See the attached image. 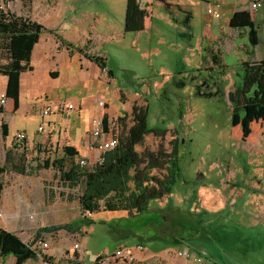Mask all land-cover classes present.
<instances>
[{"label":"rangeland","instance_id":"374dc122","mask_svg":"<svg viewBox=\"0 0 264 264\" xmlns=\"http://www.w3.org/2000/svg\"><path fill=\"white\" fill-rule=\"evenodd\" d=\"M125 1L13 0L11 3V13L39 20L47 30L42 33L33 58L34 71L21 76L19 109L15 111L12 106L0 112V167L6 169L0 174L3 183L0 192L8 197L11 211L21 207L28 210V205L40 213L50 211L35 228L81 220L78 196L82 184L79 189L64 183L60 173L52 167L53 162L64 157L63 147L71 140L66 138L62 142L55 138L42 156L38 149L30 152L26 143L19 147L12 142L7 148L2 141V136L6 137L2 125H9L10 137L16 131H25L31 140L54 131L53 124L56 131L61 128L62 134L65 128L68 132L74 128L82 135L81 143L86 146L95 118L107 115L109 119L118 120L129 115L134 104H149V126L168 129L166 146L174 137L179 140L181 176L173 192L162 200L153 201L146 212L131 216L125 212H101L89 218L81 229L87 260L90 262L103 253L112 254L122 247L134 250L144 263L154 264L162 259H158L156 253L174 249L167 252L171 261L164 260L165 264H183L176 258L178 247L165 249V241L182 234L187 226L193 236H199L197 229L206 231L204 240H195L190 247L207 263L264 264L263 243H257V239L251 238V231L237 228L233 221L234 214L240 210L250 211L264 204V193L254 189L259 182L253 175L255 167L250 162V166L245 164L251 155L241 141L242 128L232 125V91L234 84L242 82L238 53H225L226 67L220 71L193 69L182 61L183 54L159 46L165 52L166 71H161L164 73L157 77L159 71L150 67L144 57L147 53L143 42L141 46L133 45V34H128L120 43L119 37L109 44L101 43L113 18L114 34L121 30L117 20L125 14ZM111 5L115 6L109 10ZM257 28L264 47V17ZM89 33L97 36L93 37L96 49L90 46L92 41L87 42ZM115 48L122 51V55H114ZM91 57L107 59L110 68L98 66L93 72L82 64L83 58L92 62ZM50 70L58 72L59 77L53 78ZM100 101L105 103L104 107L98 105ZM60 103H73L76 111L69 114V120L61 114L47 117L44 132H38L43 107ZM159 143L153 136L146 139V146L152 150ZM74 163L77 165V159ZM20 167L26 170L24 175L18 173ZM229 177L233 179V186L244 189L218 215L216 192L221 190L217 187ZM201 216L205 221L199 225ZM28 227H31L30 222ZM33 232L35 230L28 229L29 234ZM71 233L75 232L59 231L54 247L67 244ZM23 240L28 243V234L23 235ZM139 247L143 249L140 251ZM27 264H41V261L34 258Z\"/></svg>","mask_w":264,"mask_h":264},{"label":"trees","instance_id":"16d2710c","mask_svg":"<svg viewBox=\"0 0 264 264\" xmlns=\"http://www.w3.org/2000/svg\"><path fill=\"white\" fill-rule=\"evenodd\" d=\"M229 25L233 29L248 31L249 45L254 51L259 45V32L249 11L234 13ZM46 30L36 21L0 9V75L9 79L6 96L13 100L15 111L20 105V76L34 70L32 53ZM91 60L99 67H108L105 59L91 57ZM51 76L56 78L55 73ZM240 77L242 82L235 85L232 93V125L241 126L245 139L251 134L253 123L263 122L264 125V60L244 62ZM107 122L108 116L105 115V125ZM3 129L6 135L7 126L3 125ZM168 133V129L149 126V104H134L129 115L116 120L114 134L118 145L104 154L102 164L89 171L83 169L74 163L77 150L66 146L63 148L64 157L53 162L52 166L60 173L63 182L71 186L82 184L78 202L83 213L125 212L129 216L138 215L148 211L153 201L169 196L181 176L179 140L174 137L166 146L164 141ZM149 136L160 140L154 150L146 146ZM139 147L143 148L142 151L138 150ZM5 171V167H0V174ZM202 217L197 222L199 225L205 221ZM86 222L81 219L73 224L46 227L40 232H77ZM197 231L199 236L194 235L197 237L194 239L189 228L184 226L182 234L165 241V249L191 248L195 240L201 242L205 238V230ZM8 256H14L16 264H25L36 258L20 237L0 228V258Z\"/></svg>","mask_w":264,"mask_h":264},{"label":"crops","instance_id":"0c3cea01","mask_svg":"<svg viewBox=\"0 0 264 264\" xmlns=\"http://www.w3.org/2000/svg\"><path fill=\"white\" fill-rule=\"evenodd\" d=\"M117 3H119V1H117ZM114 4L117 5L115 2ZM115 5H111L109 7V10L110 8H112V6L114 7ZM12 7L13 5L10 4L9 7L4 9V11L10 10L9 12H11ZM209 8L215 9L217 12H219L220 18L215 19L214 16L209 15L207 13ZM124 9V16H122L121 20H117L120 21L121 30H118L117 34H114L113 26L115 23V19L113 18L110 25L106 28V33L101 43L109 44L117 37H119L118 42L120 43L121 40H124L128 34H133V45L141 46V42H143L146 51L145 53H147L146 55H144V57L147 58L150 62V67H154L159 71L157 77L162 76L160 73L164 72L161 71H166V68L163 66L165 52L162 50V48H158L159 46H164L169 51L175 54H183L182 61L188 64V67H192L193 69L205 68L207 70L217 69L218 71H220L222 68L226 67V64L223 60L225 53L233 54L237 52L239 57L238 61L239 63H241V65L244 62H260L264 60V47L260 43V33L259 45L254 49V51H252L249 45L248 31L233 29L229 25L231 17L234 13L238 11H249L248 0H126ZM52 12H55V10ZM249 13L251 14L255 26L259 27L261 20L264 17V7L257 12L249 11ZM32 20L42 25L39 20L33 18ZM56 32L58 33V31ZM92 35V33L87 34L86 39L87 42L92 41L90 46L96 49V44L93 37L95 38L97 36ZM193 37H195V42H192ZM100 41L101 40L98 39V42ZM39 45L40 40L33 50L31 65ZM155 45L156 47L153 49L152 47ZM55 46H58V42H55ZM55 49L57 50L58 48L56 47ZM113 54L120 56L122 55V51H118L115 48V50H113ZM106 61L108 68H110L107 59ZM83 63L88 66L89 69H91L93 72H96V70H98V66L90 60L83 58L82 64ZM52 71L54 70H50V75L51 73H55L56 78L59 77L60 74L58 72ZM111 74L112 78L114 79L112 70ZM180 75H182V73H180ZM165 77L168 76L165 75ZM8 81V77L0 75V93L6 94L8 90ZM156 82L160 84L159 81ZM235 85L236 84H234V86ZM12 106H14L13 100L8 99L6 108L10 109ZM96 110L97 107H95V111ZM75 111L76 109L73 112ZM41 118L42 123L46 124L45 121H47V118ZM108 120L113 119H109L108 117ZM47 123L52 124L51 121H48ZM53 126L55 127V130L50 132L43 138L39 137L36 139L34 138L35 140H31L26 133L28 136V141L26 142V144L30 152H34V149H38L42 152L41 155L44 156L46 152L45 150H47L44 147L46 146V144L48 145L49 143H52V140H54L55 138L59 141L61 140L62 142L66 140V138H68L71 141L64 147L70 146L77 150L78 156L75 159L81 157L92 158L94 156V153L92 151L87 149L86 146L82 145V135L80 136L76 129H69V132L66 135L64 132L62 134L61 128L56 131V124H53ZM2 130L4 132L3 125ZM6 131V137L2 136V141L8 148L14 140V135L10 137L9 125ZM44 138L45 140H42ZM241 141L247 146L246 149H248L251 155V158L245 161V164L250 166V162V164L255 167L253 175H255V179L257 178V180H259L258 184L255 185L257 189H254L261 193H264V161L262 160L264 159L263 122L253 123L251 126V134L249 135V137L244 139L242 133ZM57 143L58 142H56V144ZM25 172L26 170L24 169V167L19 168L18 173L20 175H24ZM232 181L233 179L229 177L227 178V180H224L220 184V186L217 187L219 190H221L220 192H216V197L218 198V208L215 212L218 215H220L226 208H228V205L232 202V200L237 197L238 194H241L242 189H244L242 186H233ZM225 191L230 192L229 195L224 194ZM8 209H10L9 199L3 194V192H0V210L4 211V214L8 219H0V228L16 234L21 238L23 242H25L23 240V235H27L28 229L30 228L28 227L29 221L27 219V215L35 214L37 222L36 224L38 225L41 224V220H44L43 218H46L43 216V213H40L38 209L33 208V210H31L29 205L28 210L23 209L22 207L15 211H11V209ZM233 221L234 225L237 228H240L246 232L251 231V238L257 239V243H263L264 245V204L260 206H254L250 211L240 210L238 214H234ZM179 249H188L192 253L197 254L192 248H188L187 246L178 248L176 251H178ZM169 251L175 250L168 249L156 254L162 257H168L167 252ZM7 262L16 264V258L14 256L12 259L11 256L0 258V264H7ZM27 263L28 261L25 264ZM41 264L43 263L41 262Z\"/></svg>","mask_w":264,"mask_h":264},{"label":"built area","instance_id":"2783aa9c","mask_svg":"<svg viewBox=\"0 0 264 264\" xmlns=\"http://www.w3.org/2000/svg\"><path fill=\"white\" fill-rule=\"evenodd\" d=\"M13 0H1L0 9L4 10L9 7ZM264 7V0H248V9L250 12H257ZM207 13L214 16L215 19L220 18V13L215 9L209 8ZM8 104V98L5 93H0V111L6 109ZM100 107H104L105 103L100 101L98 103ZM76 109L73 103L65 104L60 103L56 106L47 104L41 110V117L47 118L55 114H61L66 120H69V114ZM116 126V121L108 120L107 124L104 123V117H97L92 122V129L88 136L86 143L87 149L94 153L92 158L81 157L77 159V165L86 170H91L97 164H102L104 160V154L117 147L118 139L114 134V128ZM38 132H44V123L39 126ZM64 133L67 134V128L64 129ZM28 141V136L26 132L16 131L14 134V144L19 147L22 143ZM25 145V144H24ZM26 146V145H25ZM18 147V148H19ZM48 149L49 144L44 146ZM46 151V150H45ZM66 183V182H64ZM2 176L0 175V188H2ZM73 187H81V184ZM2 190V189H1ZM81 190V189H80ZM50 212H44L43 216L47 217ZM81 218L88 220L94 214L81 211ZM0 219H7V216L2 210H0ZM28 221L31 224L29 230H35L33 233H28V247L34 252L36 258L40 260L43 264H146L142 260L138 259L134 254V250L126 248H118L114 253H103L101 256L92 259L90 262L87 260L86 249L82 241L83 231H77L68 235L67 244H63L61 247H54V240L56 237L60 236L59 232H48L42 231L46 227L35 228L36 215L28 214ZM61 239V238H60ZM139 247L138 250H142ZM156 257L162 258L161 261H157L154 264H165L164 260H169L168 257H162L156 255ZM176 258L181 259L183 264H211L206 262L205 258L199 254L192 253L188 249H179L176 251ZM169 264V263H166Z\"/></svg>","mask_w":264,"mask_h":264}]
</instances>
